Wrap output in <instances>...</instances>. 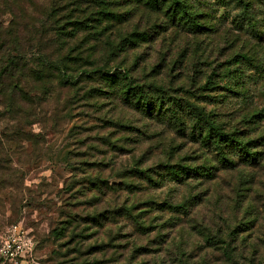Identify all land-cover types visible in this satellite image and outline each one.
Listing matches in <instances>:
<instances>
[{"label": "rangeland", "instance_id": "1", "mask_svg": "<svg viewBox=\"0 0 264 264\" xmlns=\"http://www.w3.org/2000/svg\"><path fill=\"white\" fill-rule=\"evenodd\" d=\"M185 1L178 21L166 11L123 9L127 21L114 37L140 29L148 37L140 49L114 53L112 47H97L92 36L84 39V32L71 47L83 52L87 68L92 61L122 64L140 84H157L223 122L264 115V0ZM95 4L0 0V132L10 141L0 151V244L10 242L19 253L11 259L0 255V264H264V162L236 171L219 168L214 180L154 185L128 171L137 164L138 170L162 174L165 164L182 159L207 167L215 156L168 124L145 119L103 94L101 80L82 77L76 86L56 84L45 91L31 81L35 54L68 51L57 42L59 24L71 17L96 18ZM242 54L260 67L261 76L251 75L242 90L248 100L236 101L221 75ZM19 56L25 77L3 75L8 60L17 65ZM237 70L256 72L251 66ZM18 78L26 99L34 100L4 116L8 96L2 88ZM211 82L222 88L215 91ZM162 203L189 204L188 214L162 210ZM124 204L139 205L133 217L120 210ZM98 213L105 215L103 224L87 221ZM70 216L79 219L78 233L83 230L76 241L64 223ZM61 222L68 229L59 241L52 231Z\"/></svg>", "mask_w": 264, "mask_h": 264}, {"label": "trees", "instance_id": "2", "mask_svg": "<svg viewBox=\"0 0 264 264\" xmlns=\"http://www.w3.org/2000/svg\"><path fill=\"white\" fill-rule=\"evenodd\" d=\"M95 3L93 7L96 10V18L85 17L83 19H75L71 17L64 24H59V29L56 30V36L59 35L57 42L64 43V47L68 50L67 52L55 50L54 52L47 51V53L40 52L35 54V59L32 60V67L28 68V75L37 88L45 91L50 86L56 84L76 86L79 84L77 80L82 77L101 80L106 89L100 90L103 94L115 96L117 100H120L125 106H129V108L143 118L166 123L176 133L187 135L195 143H201L205 147H203L205 151L215 156V161L220 166H217L215 161H213L207 162V167H194L188 163H184L182 159L176 163L165 164L163 166L164 169H162L164 173L162 174H156L155 170H152L150 174L149 170H138L139 165L137 164H134L128 171L130 174L137 172L141 176V179L144 178L154 185L161 186L165 182H170L181 186L188 184L194 179L214 180L219 168L236 171L241 166L259 167L263 164L264 115L262 113H252L248 117H244L239 123L230 124L227 121L223 122L222 119H219L220 115L211 112L205 114L196 104L175 97L171 92L162 89L157 84H140L138 79L132 74L133 72L128 67L124 68L122 64H119L118 67H109L108 64L101 65L92 61L89 62L90 67L87 68V64L82 65L86 61L82 56L83 52H76L71 47L72 43L70 41L74 38L78 39L79 33L84 32V39L92 36L97 47H112L114 53L117 49L125 53L140 49L144 40L148 39L140 29H135L127 36L117 34L119 36L118 39L114 37L115 33L120 31L119 27L127 21L125 17L129 13H123V9L132 6V10L145 9L155 15L159 13L163 14L166 11L168 15L171 14L169 17L173 21H178V19H183L182 11L187 4L185 0H95ZM77 11L81 10H73L71 12ZM74 52L77 53L75 56ZM138 58L139 56H136L135 59ZM16 61L17 65L13 64L16 63L13 59H11V62L8 60V64L10 65L7 66L6 69L8 70H5L3 75L7 74L9 78L25 77L27 69L25 68V64L23 66L21 56ZM252 61L247 54L237 55L229 67H226L223 75H221L222 80L226 81L228 85V87L223 88L235 96L232 98L233 100L247 101L246 94L242 92V90L245 91V82L253 79L251 75L257 74L256 78L261 76L260 67L253 64ZM19 64L21 65V70ZM249 66H251V70L256 71L254 74H250V76L246 75L245 70H237L238 68ZM22 81L20 78L16 80V83L10 80V84L6 85L7 82L2 88V92L8 96L6 103L4 102L8 112L4 116L21 109L23 101L26 100V103H28L27 100H29L30 103V100H34L32 98L26 99L27 95ZM210 81H212V77H210ZM215 83L211 82V84L215 85L212 89L217 91L222 88V86ZM40 85H42L41 88L39 87ZM91 90L95 91L97 89L93 88ZM261 117L263 118L261 119ZM243 124L244 126H242ZM122 127L127 128L128 126L125 124ZM247 127L250 128L246 130ZM262 128L263 130H261ZM8 143H10L9 138L3 136L0 132V151L3 148L2 146H8ZM152 173L157 175L155 177L156 180ZM124 185L128 189L135 187L131 183ZM160 205H164L162 206V210H166L167 208L185 214H188L189 211V204L174 206L173 204L162 203ZM138 206L134 204L131 206L132 209H130L124 204L120 210H125L131 217L132 211ZM120 210L114 211V213L120 214L122 212ZM103 216H105L103 213H98L89 215L88 219H86L93 224L99 222L103 224L101 220ZM68 219L64 223L71 228L72 236L70 240L76 241L81 237L83 230L79 233L76 230L78 224L75 222L79 221L77 217L70 216ZM64 223L52 231V236L59 241L65 238V232L68 229L67 226H64ZM230 248L226 244L223 249L226 252H230Z\"/></svg>", "mask_w": 264, "mask_h": 264}, {"label": "built area", "instance_id": "3", "mask_svg": "<svg viewBox=\"0 0 264 264\" xmlns=\"http://www.w3.org/2000/svg\"><path fill=\"white\" fill-rule=\"evenodd\" d=\"M14 231L17 232L18 228L15 227ZM0 255L2 257H6L7 259H11L16 255H19V253H18L14 244H12L10 242H6L5 245H4V243L0 244Z\"/></svg>", "mask_w": 264, "mask_h": 264}]
</instances>
